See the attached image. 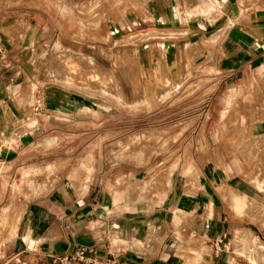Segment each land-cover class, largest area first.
Wrapping results in <instances>:
<instances>
[{
    "label": "rangeland",
    "instance_id": "rangeland-1",
    "mask_svg": "<svg viewBox=\"0 0 264 264\" xmlns=\"http://www.w3.org/2000/svg\"><path fill=\"white\" fill-rule=\"evenodd\" d=\"M130 1L11 0L5 9L10 15L25 12L36 25L28 28L39 36L40 50L27 60L31 73H39L43 83L59 82L89 95L91 111H107L105 119H92L68 140L109 146L108 158L118 159V182L109 184L118 208L130 210L133 198L139 212L161 206L174 213L167 264H264V251L248 246L264 245V72L248 70L236 76L234 86L215 87L221 71L204 69L213 56L189 35L178 81L179 64L169 66L163 42L179 34L168 35L158 25L152 32L146 22L131 24ZM136 9L146 19V8ZM105 26L116 34L105 41L102 67L71 55L72 29L81 32L76 41L82 42V33ZM150 37L154 54L148 55ZM104 73L118 76V88ZM13 176L0 182V264H25L11 252L22 208ZM198 178L206 183L192 181ZM242 190L247 197L239 209L233 196ZM215 195L227 218L221 232L211 225Z\"/></svg>",
    "mask_w": 264,
    "mask_h": 264
},
{
    "label": "crops",
    "instance_id": "crops-1",
    "mask_svg": "<svg viewBox=\"0 0 264 264\" xmlns=\"http://www.w3.org/2000/svg\"><path fill=\"white\" fill-rule=\"evenodd\" d=\"M10 1L0 0V182L14 172L22 207L11 252L25 264H54V256L85 244L94 248L99 259L167 264L165 248L170 246L174 213L161 206L139 212L133 198L130 210L118 208L119 198L109 186L118 182V159L108 158L109 146L100 140L97 145L68 140L92 119H105L107 111H91L89 95L59 82L43 83L39 73H31L27 60L40 51L39 36L30 30L36 25L25 12L7 13ZM130 5L134 8L131 24L146 22L152 32L158 25L168 35L179 34L163 42L169 66L179 64L178 81L189 35L196 37L203 52L213 56L204 69L221 71L215 87L234 86L236 76L248 70L264 72V0H131ZM139 6L146 8V19L140 20L135 10ZM106 28L95 29L92 35L82 33V42L76 41L81 32L72 29L67 40L71 55L102 67L105 41L116 34L112 27L108 32ZM154 39H147L148 55L154 54L149 47ZM104 75L118 88L117 75ZM37 98L42 101V112L34 110ZM98 102L105 107L107 100L99 95ZM48 167L50 174L46 173ZM192 181L206 183L199 178ZM203 187L205 195L210 194L205 184ZM216 198L211 201V225L221 232L227 218L223 220Z\"/></svg>",
    "mask_w": 264,
    "mask_h": 264
},
{
    "label": "built area",
    "instance_id": "built-area-1",
    "mask_svg": "<svg viewBox=\"0 0 264 264\" xmlns=\"http://www.w3.org/2000/svg\"><path fill=\"white\" fill-rule=\"evenodd\" d=\"M36 112L43 111V105L40 98H37L34 105ZM95 250L92 246L79 244L69 252L54 256V264H69V263H81V264H127L125 261L117 258L110 257L105 259H99L94 254Z\"/></svg>",
    "mask_w": 264,
    "mask_h": 264
},
{
    "label": "bare ground",
    "instance_id": "bare-ground-1",
    "mask_svg": "<svg viewBox=\"0 0 264 264\" xmlns=\"http://www.w3.org/2000/svg\"><path fill=\"white\" fill-rule=\"evenodd\" d=\"M80 58H83V57L80 56ZM66 60H67V58H66ZM245 197H247L246 194L241 193V191L238 192V193H234L233 199H234V203L237 206V208L241 209V208H243L245 206V201H244L245 200ZM242 237H243V240H245V239L247 240V238H246L247 235L245 236V234H244ZM248 246L252 250L251 252H253L254 249L255 250L260 249L261 251H264V245L263 244H260V243H258V244L257 243H253V244H249ZM253 260L256 261V258L253 257Z\"/></svg>",
    "mask_w": 264,
    "mask_h": 264
}]
</instances>
